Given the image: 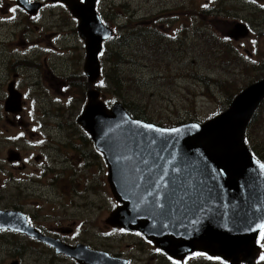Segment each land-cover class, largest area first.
Wrapping results in <instances>:
<instances>
[{
	"label": "rangeland",
	"instance_id": "obj_1",
	"mask_svg": "<svg viewBox=\"0 0 264 264\" xmlns=\"http://www.w3.org/2000/svg\"><path fill=\"white\" fill-rule=\"evenodd\" d=\"M13 7L16 8L10 4L8 11ZM100 7L102 11L98 12H103L102 20L115 30L116 36L128 26L138 35L139 31L155 28L166 38H175L164 39L162 44L155 34L146 31L135 44L130 41L124 47L112 46L117 52L111 59L118 61L124 75L137 74L135 78L142 82L135 85L138 91L134 93L147 99L145 109L153 118H159L160 124L188 121L187 125L195 118L206 120L223 106L221 88L213 83L202 85L195 79L197 74L239 87L264 77V0H101ZM208 7L215 9L204 13ZM41 16L42 19L34 20L35 24L26 29L24 24L15 27L0 23V208L22 210L33 214L42 226L71 233L82 230L86 237L92 238L111 224L114 211L109 205L112 193L107 187V168L99 158L92 156L91 146L80 145L79 141L81 130L76 119L87 89L82 73L84 44L77 33V21L67 9L45 5ZM238 22L250 23L251 32L231 44L228 42L230 46L225 45L221 40L226 30ZM41 33L44 36L41 37ZM22 35L27 37L28 44H41L44 39V57L36 49L27 57L36 59L35 53L44 60V95L40 93L41 86L32 90L28 86L39 78L35 70L16 69L13 65L20 59L15 48ZM176 40H181L182 46L170 44ZM216 53L218 63L209 64L207 60ZM226 55L236 62L226 65ZM101 61L104 70L111 68L112 64L104 58ZM134 62H139L140 66ZM157 72L162 76L155 77ZM51 75L69 86L65 94L55 87ZM13 81L25 92L24 111L22 105L17 114L3 111L9 83ZM33 96L39 99L38 112L44 111V140L48 136L44 152L53 161L52 169L44 174L32 173L39 169L38 162L42 161L32 159L41 155L34 149L36 136H42L40 128L32 130L33 124L28 129L25 127L34 108ZM108 98L111 96L107 95ZM69 101L71 105L64 107ZM262 114L256 119L257 133L251 141L264 150V112ZM16 115H21L22 119L15 121ZM12 151L19 153L20 162L18 158L8 160ZM75 168L74 181L69 185L64 178ZM51 176H54L53 181ZM69 198L70 205L64 203V199ZM127 212L129 210L123 213ZM121 236L117 229L113 230V238L107 240L109 254L127 256L132 253L143 264H164L155 261L147 251L141 255L139 252L144 249L141 245L139 252L126 250L131 237ZM27 239L14 232L0 235V264H53L50 250L42 252L35 246L38 244H27ZM64 263L69 264L68 261Z\"/></svg>",
	"mask_w": 264,
	"mask_h": 264
},
{
	"label": "water",
	"instance_id": "obj_2",
	"mask_svg": "<svg viewBox=\"0 0 264 264\" xmlns=\"http://www.w3.org/2000/svg\"><path fill=\"white\" fill-rule=\"evenodd\" d=\"M51 1L64 3L79 20L78 32L86 46L84 70L91 81L96 79L100 43L112 33L93 13L96 0ZM17 4L31 13L37 8L27 0H17ZM240 28L239 36H245V27ZM229 36L234 38V27ZM97 96L88 93L89 99ZM263 100L264 80L243 89L224 113L203 126L165 130L169 133L166 155L153 139L161 128L130 119L120 105L110 115L102 105H87L79 123L103 153L111 189L121 204L112 214L113 225L137 229L160 250L176 257L202 250L234 262L240 254L248 260L254 253L257 225L264 223V165L250 154L244 132ZM20 109L19 97L13 95L5 111ZM15 159L17 155L10 152L8 160ZM0 227L56 247V253L64 252L63 245L60 249L17 212L0 211ZM103 256L96 254L98 260L93 263L112 264Z\"/></svg>",
	"mask_w": 264,
	"mask_h": 264
},
{
	"label": "flooded vegetation",
	"instance_id": "obj_3",
	"mask_svg": "<svg viewBox=\"0 0 264 264\" xmlns=\"http://www.w3.org/2000/svg\"><path fill=\"white\" fill-rule=\"evenodd\" d=\"M0 23L4 25H9V26H15L17 27L19 24H24V29H26L29 26H33L35 24L34 20L36 19H42L41 13L44 11V7L40 9V11L34 15L30 16L26 13H24L21 9H17L15 13H10L8 11V7L10 4L13 3L12 0H0ZM14 17V18H12ZM28 20L29 22L23 23V22H18L19 20ZM44 34H40L42 37ZM24 37V38H23ZM25 39H27L26 36L22 35V39L18 41L17 47L15 48L18 53V57L20 58L19 60L13 62V65L15 66L16 69H29V70H35L37 74L39 75V78H37L34 82H31L28 86L31 88H36L39 89L40 87V93L44 95V60L38 58V56L34 53L33 57L36 59H27L30 55L31 50H38L41 52L42 56L44 57V39L42 40L43 43L41 44H28ZM52 76V75H51ZM55 77L52 76V79L55 81V87L58 88L61 94H65L69 90V86L65 84L63 81H61V78L59 80L54 79ZM88 84V83H87ZM12 86L13 90H15L18 94L21 95V102L23 105V111H24V96L25 92L22 91V88L16 83V81L10 82L9 87ZM88 87V86H87ZM85 94V93H84ZM33 111L32 114L30 115L28 122L26 123L25 127L26 129L29 128L30 125H32V130H35L36 128H40V132L42 133V136H36V134L33 133V136H36L34 144H36V147L34 149L36 152H40V156H33L32 159L34 162H36L38 159H42V161H39L38 163L40 164L39 169H34L35 171L32 173H45L47 171H50L53 166V161L51 158L48 159L47 154L44 152V145L48 141V136L44 140V122H43V116H44V111L38 112L36 106L39 101L37 96H33ZM68 97L66 96L65 99ZM61 99V98H60ZM85 99V101H83ZM81 100V103L79 104V112H81L85 105L88 102V99L83 97ZM72 101L65 102L63 105L64 107L70 106ZM80 115V114H79ZM78 115V116H79ZM13 119L16 120H21V115H16L13 117ZM77 123V119H76ZM78 128L81 130V137L79 138L80 145H87L91 146L92 148V140L88 134H85L84 131L79 127ZM1 133V131H0ZM32 138V136H31ZM93 150V148L91 149ZM44 159V160H43ZM20 162V159L19 161ZM20 168V167H19ZM24 168V167H22ZM31 172V170H30ZM73 186L79 185V183H72ZM77 194V193H76ZM70 200L69 199H64V203L67 202L70 205ZM64 203L62 206H64ZM110 207L112 210V205L110 204ZM10 208H0V210L3 211H8ZM13 210V209H10ZM20 212L24 214L29 222V224L34 227L36 230H38L44 237H48L51 239L58 240V243H62L64 247L66 246L68 249H71L69 247H75V248H82L85 251L92 252L94 254H101L104 255L105 257L108 256V246L110 244L107 243L108 239L113 238L112 237V232L113 230L117 229L121 233V237H131V244L127 245L126 250H132L134 252H139L140 251V245L144 247V249L139 252L141 255L145 254V251H147L150 255H153L155 258V261L162 262L164 264H264V260H261L260 257L262 254H264V240H260V246L256 248L254 253L252 254V257L248 258V260H244L241 255H238L237 257V262L232 261L231 259L224 261L223 259H216V258H211L210 255L206 253H194L192 255L183 257V258H172L169 257L168 255L164 254L160 249L155 247L151 242L143 238V236L140 233L137 232H132L128 230H123L117 227H113L112 224L107 226L106 230L103 232H100L99 235H95L92 238L86 237L84 233H82V230L80 232H70V230H64L61 228H57L55 230L51 229L50 227L47 226H42L39 223H37L36 219L34 218L33 214H30L28 212L22 211V210H13ZM106 221L107 219L104 218ZM83 225V222L81 223V227ZM8 233H12L11 231H7L5 229L0 230V235H7ZM71 233V234H70ZM67 234H70L69 236ZM114 239H116L114 237ZM260 239V238H259ZM75 240V241H74ZM139 242H138V241ZM27 244L30 245V243L38 244L35 246L40 247L42 252H45L46 250H50L52 253V259L51 262L53 264H58L59 262H62L63 264L65 261H68L69 264H83V259L73 255V254H68V255H63V254H56L55 250L50 247L49 245L42 244L36 240L33 239H27ZM101 252V253H100ZM143 253V254H142ZM112 258L119 257L122 258L125 263L127 264H143V262L138 261L137 257L135 254H127V256H123L122 253H118V255H112L110 254ZM114 256V257H113ZM140 262V263H138Z\"/></svg>",
	"mask_w": 264,
	"mask_h": 264
},
{
	"label": "trees",
	"instance_id": "obj_4",
	"mask_svg": "<svg viewBox=\"0 0 264 264\" xmlns=\"http://www.w3.org/2000/svg\"><path fill=\"white\" fill-rule=\"evenodd\" d=\"M148 34H151V32H148ZM138 38L139 36L135 29H131L128 26H125V32L119 31V37L117 38V40H115L114 46H117L118 48L124 47L130 41H132V43L135 44ZM153 40L155 41V39ZM160 41L162 43V39H160ZM115 52H117V50L113 48L112 50L106 51L104 53V56L106 55L107 62L112 64L109 70L108 69L105 70V76H104V78L107 80L109 85H111L110 89L111 92L113 93L112 96L121 102L122 106H124V108L133 116V118L146 120V121H154L156 122V124H160L159 118H153L150 112L145 109L144 105L145 103H148L147 99L134 93V90L138 91L135 85L141 84L142 81L141 80L139 81L135 78L137 74L133 76H126L123 74L122 68H119L118 61H114L111 59V56H113ZM228 55H226L225 60L236 62L233 57H228ZM134 61H136V59H134ZM134 64L140 66L139 62H134ZM262 78H259V80ZM199 79L204 84L209 81L207 78L205 79L204 77ZM212 82L221 88V91L219 93L222 96V98H224L227 102H229L230 99L239 90H241V87H239L238 85L231 86L227 82H223L222 79H217ZM249 83H253V81ZM224 109L220 108L219 111H223ZM263 112H264V102L260 105V107L255 112V114L253 115L250 121L249 128L246 132V136H247L246 142L253 155L258 160L264 163V150H262V148L258 144L253 143L251 141L252 137L257 133L256 128H254L256 119H260L259 116H261Z\"/></svg>",
	"mask_w": 264,
	"mask_h": 264
},
{
	"label": "snow or ice",
	"instance_id": "obj_5",
	"mask_svg": "<svg viewBox=\"0 0 264 264\" xmlns=\"http://www.w3.org/2000/svg\"><path fill=\"white\" fill-rule=\"evenodd\" d=\"M29 3H31V0H28ZM16 8L13 7V8H9V12L10 13H15L16 12ZM14 18V17H12ZM145 127L147 128H151L152 126L151 125H145ZM172 131H177L176 129H173ZM257 228L260 230V240H264V223H260L257 225ZM261 260H264V254L261 255L260 257Z\"/></svg>",
	"mask_w": 264,
	"mask_h": 264
}]
</instances>
